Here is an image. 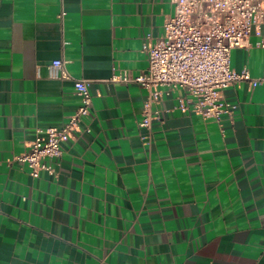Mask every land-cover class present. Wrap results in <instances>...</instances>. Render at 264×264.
I'll return each instance as SVG.
<instances>
[{"label": "crops", "instance_id": "1", "mask_svg": "<svg viewBox=\"0 0 264 264\" xmlns=\"http://www.w3.org/2000/svg\"><path fill=\"white\" fill-rule=\"evenodd\" d=\"M173 11L170 0H0V264H264V79L224 87L234 108L218 119L160 86L149 127L148 90L108 81L146 70V35L161 37ZM54 58L72 78L48 76ZM230 66L264 76V46L232 48ZM79 77L91 79L90 113L49 160L55 175L32 176L15 156L75 111Z\"/></svg>", "mask_w": 264, "mask_h": 264}, {"label": "built area", "instance_id": "2", "mask_svg": "<svg viewBox=\"0 0 264 264\" xmlns=\"http://www.w3.org/2000/svg\"><path fill=\"white\" fill-rule=\"evenodd\" d=\"M170 2L174 11L164 22L163 35L152 40L147 34L143 42L148 61L146 70L136 75L127 70L114 71L108 78L111 82L136 83L148 90L139 121L144 127H149L156 117L150 105L158 99L160 86L185 88L191 95L194 113L218 119L221 113H230L234 108L223 98L224 87L242 81L255 86L264 79V76L252 77L245 67L235 70L230 66L232 48L264 46V0ZM252 35L259 39L252 43ZM47 70L50 78H72L63 58H54ZM73 79L80 97L75 111L60 126L37 128L29 149L15 156L29 167L32 176H38L42 170L55 175L49 160L61 155L62 143L73 136L83 117L90 113L91 79ZM180 106L184 109V102Z\"/></svg>", "mask_w": 264, "mask_h": 264}]
</instances>
